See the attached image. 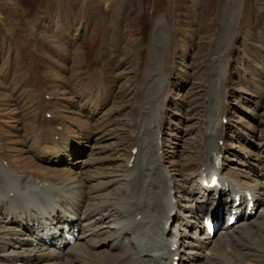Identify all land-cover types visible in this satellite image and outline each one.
Masks as SVG:
<instances>
[{"label":"rangeland","instance_id":"374dc122","mask_svg":"<svg viewBox=\"0 0 264 264\" xmlns=\"http://www.w3.org/2000/svg\"><path fill=\"white\" fill-rule=\"evenodd\" d=\"M224 2L0 0V142L5 145H1L7 154L5 159L17 173L25 175L29 172L25 163L37 157V152L30 154L40 137L32 121L39 91L30 78L36 75V67L42 72L37 75L44 80L46 101L55 111L46 118L57 117L73 141L72 155H65L58 166H50L75 169L73 161H77L76 168L84 167L88 164L83 163L92 157L97 165L86 168L102 163V167L119 170L123 162L116 156L128 147L133 137L131 127L138 130L133 121L142 110V102L136 93L146 61L153 63L147 71L154 74V82L147 83L150 94L162 93L163 79L171 74L169 101L161 109L164 121L159 143L163 144L164 160L174 165L173 171L178 170L183 156L194 160L192 149L200 138L209 90L207 62L214 48L225 44L232 53L228 61L230 90L224 100H228L230 108V123L225 131L226 144L231 147V167L238 170L239 159L249 158L251 152L257 153V158H251L256 163L263 156L258 150V129L264 130V115H259L261 110L255 104L264 95V0H246L240 22L232 24L234 29L231 23L235 16L229 15L221 26ZM233 36L236 39L232 42ZM97 54L101 65L111 64V69L109 86L104 87L100 99L102 104L93 108L91 90L97 86L94 79H101L98 69L92 70ZM90 70L87 79L86 72ZM211 94L210 89V97ZM83 124L94 131L92 139L86 140L79 132L77 125ZM239 131L243 136L240 140ZM21 156L28 160L22 161ZM35 162L51 168L46 159V164ZM159 163L164 161L160 159ZM223 164L225 170V161ZM250 179L249 176L246 181L250 183ZM223 254L238 264L235 250H224Z\"/></svg>","mask_w":264,"mask_h":264},{"label":"bare ground","instance_id":"6f19581e","mask_svg":"<svg viewBox=\"0 0 264 264\" xmlns=\"http://www.w3.org/2000/svg\"><path fill=\"white\" fill-rule=\"evenodd\" d=\"M245 4L246 0H225L221 7V26L226 24L229 15L235 16L231 23L234 29L232 24L240 22ZM235 39L236 36H233L231 41ZM214 50V55L207 62L209 90L200 138L195 140L192 149L194 160L183 156L176 171H173L174 165L164 160L163 148L159 143L164 121V109H161L169 101L171 74L163 79L162 88H165L161 90L162 93L150 94L147 83L154 82V74L147 71L153 63L144 62L142 67L146 71L141 76L143 83H139L136 93L141 95L139 108L142 110L136 113L133 121L138 130L134 131L131 127L133 137L128 147L116 156V160L123 162L119 170L102 167V163L99 167L86 168L96 164V159L92 157L83 163L88 164L86 167L76 168L77 161H73L75 169H55L50 164L58 166L65 155L71 156L73 141L57 117L46 118L55 111L50 101H46L48 96L44 94V80L38 78L37 74L42 72L33 67L36 75L29 78L32 83L35 82L39 95L32 121L34 128L37 125L40 137L37 146L34 143L35 148L30 149V154L37 152V157L25 163L29 168L28 173L21 175L12 168L5 159L7 154L1 146L4 144L0 142V264H172L174 255L179 256L178 264H219L220 261L235 264L223 254L224 250H235L238 264H264V187L253 179L247 182L248 175L245 178L247 181L241 176V170L246 172L247 168L242 167L245 165L251 166L257 178L258 168L261 167L263 174L260 176L264 177V155L257 159L259 165H250L251 158H257V153L251 152V156L248 154L250 161L239 159L238 170L225 167V172L219 174L223 189L217 194L221 200L224 201L231 194H242L247 189L251 191L256 206L260 204L256 207L255 217L212 239L204 234L199 237L191 234L192 228L202 227L201 220L209 215L208 209L202 212V208L210 203V197L205 198L204 193L197 198L199 183H195L194 179L205 172H214V160L219 156L223 170L224 161L225 166H230L229 149L225 144L228 123L223 124V119L230 109L224 100L230 90L227 79L228 61L232 53L230 46L225 44L223 48L215 47ZM227 51L229 55H226ZM100 58L97 54L96 67L92 68L94 71L98 69L101 76V79H94L97 86L91 90L90 105L93 108L99 107L103 89L109 86L110 81L108 71L111 64L101 65ZM90 72H86L85 78L88 79ZM102 72L107 73L105 80ZM259 107L262 110L260 115H264V103L261 102ZM87 127L86 124L77 125L81 135L90 140L94 131ZM260 129L258 150L264 154V130ZM241 133L239 131V136ZM220 141L222 145H219ZM20 158L24 162L28 160L22 156ZM36 159L40 163H45L46 159L51 168L37 164ZM160 159L164 163L160 164ZM226 188L228 193L225 192ZM173 218L179 224L165 230V225ZM58 224H68L79 232L77 243L67 247L65 252L43 246L34 238L46 235L50 228L57 229ZM55 231L58 233V230ZM173 244L178 245L174 252L170 250Z\"/></svg>","mask_w":264,"mask_h":264}]
</instances>
